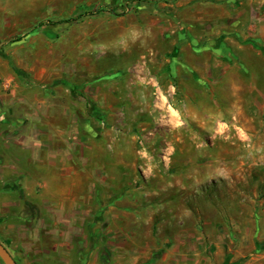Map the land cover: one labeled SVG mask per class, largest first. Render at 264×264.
Returning <instances> with one entry per match:
<instances>
[{
	"label": "crops",
	"instance_id": "crops-1",
	"mask_svg": "<svg viewBox=\"0 0 264 264\" xmlns=\"http://www.w3.org/2000/svg\"><path fill=\"white\" fill-rule=\"evenodd\" d=\"M221 1L233 0H181L175 11L184 29L174 36L165 28L159 44H140L147 50V72L86 71L47 87L7 75L0 86V181L6 185V205L39 208L58 223L98 226L101 240L111 243L103 248L110 249L112 264H198L199 253H190L200 240L198 219L183 209L188 202L194 208L199 198L201 163L187 156L184 165L177 164L179 154H174L168 168L158 169L153 84L162 93L173 89L179 101L182 123L171 132L193 125L235 144L229 129H243L237 121L242 118L252 136L255 153L207 159L211 207H220L216 191L222 184L233 187V177L240 183L252 178L256 191H263L264 119L251 114H264V0H242L244 7L237 10L222 4V25L213 20ZM166 142L173 145L165 138L161 146ZM147 161L151 170L145 179L140 168ZM257 195L244 194L238 207L249 208L251 201L264 213V194Z\"/></svg>",
	"mask_w": 264,
	"mask_h": 264
},
{
	"label": "rangeland",
	"instance_id": "rangeland-1",
	"mask_svg": "<svg viewBox=\"0 0 264 264\" xmlns=\"http://www.w3.org/2000/svg\"><path fill=\"white\" fill-rule=\"evenodd\" d=\"M180 1L0 0V86L7 75L25 77L39 87H47L67 78L76 80L86 71L103 75L130 67L134 74L147 72L150 62L145 56L147 50L140 44H159L165 28L168 33L173 31L174 36L176 30L184 29V22L175 11ZM241 2H217L216 9L213 8L214 22L223 23L222 4H230L237 10L244 7ZM135 57L138 60L135 61ZM236 83L241 84L239 80ZM174 96L171 102L180 111L179 101ZM246 99L247 107L253 109L252 98ZM251 116H256L257 121L264 119V114L253 113ZM237 119L238 125L244 127L240 130L246 133L249 144L244 141L239 128L229 129L235 144L224 143L213 130L208 132L193 125L174 132L156 131L160 138L153 147L156 160L166 138L173 143L174 154H179L177 164L184 165L187 156L201 163L198 166L199 198L194 201V208L188 202V208L183 209L193 211L198 219L194 227L200 240L194 242V250L190 251L199 253L194 257L198 264H264L261 258L264 255V220L259 221V217L264 218V213L251 201H248L249 208L238 207L244 194L256 198L257 193L261 199L264 188L257 192L252 178H248L247 183H240L238 177H233V187L222 184L216 191L220 207L213 208L209 203L213 198L208 193L211 184L209 156L255 153L244 120ZM156 163L161 169L160 162ZM235 165L237 168L238 162ZM232 166L230 163L228 167ZM5 186L0 181V242L15 264H112L114 259L110 249L103 248H109L111 243L101 240L98 226L58 223L39 208L24 204L17 207L15 203L6 205ZM0 264H4L1 258Z\"/></svg>",
	"mask_w": 264,
	"mask_h": 264
},
{
	"label": "built area",
	"instance_id": "built-area-1",
	"mask_svg": "<svg viewBox=\"0 0 264 264\" xmlns=\"http://www.w3.org/2000/svg\"><path fill=\"white\" fill-rule=\"evenodd\" d=\"M153 89L155 96V112L157 114L156 118L154 119V129L155 131L166 129L167 131L171 132L173 129L179 126V123H182L180 112L171 102V98L175 92L173 89H171V93H162V89L158 83L153 84ZM238 130L241 131L244 141L249 144V139L246 133L240 130V128ZM149 135H153V133H150ZM140 147L142 149V154L144 155L143 158L147 159L148 156L146 155L147 149L145 146V139L140 141ZM173 155L174 148L171 143L166 142L163 146H161L159 161L163 168H168L170 166ZM140 169L142 177L147 179L149 177V171L151 170V162H145Z\"/></svg>",
	"mask_w": 264,
	"mask_h": 264
},
{
	"label": "water",
	"instance_id": "water-1",
	"mask_svg": "<svg viewBox=\"0 0 264 264\" xmlns=\"http://www.w3.org/2000/svg\"><path fill=\"white\" fill-rule=\"evenodd\" d=\"M0 258L2 259L4 264H15L13 257L1 242H0Z\"/></svg>",
	"mask_w": 264,
	"mask_h": 264
}]
</instances>
